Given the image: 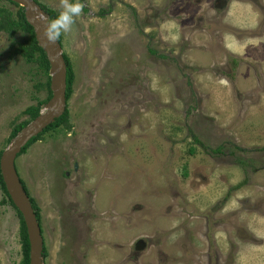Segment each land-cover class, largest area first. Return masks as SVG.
<instances>
[{
	"label": "rangeland",
	"instance_id": "obj_1",
	"mask_svg": "<svg viewBox=\"0 0 264 264\" xmlns=\"http://www.w3.org/2000/svg\"><path fill=\"white\" fill-rule=\"evenodd\" d=\"M80 2L69 128L15 160L44 264H264V0ZM27 35L0 32L1 152L49 95L14 54ZM22 232L0 188V264H22Z\"/></svg>",
	"mask_w": 264,
	"mask_h": 264
},
{
	"label": "water",
	"instance_id": "obj_2",
	"mask_svg": "<svg viewBox=\"0 0 264 264\" xmlns=\"http://www.w3.org/2000/svg\"><path fill=\"white\" fill-rule=\"evenodd\" d=\"M24 10V18L33 29L37 45L45 53L49 64L51 98L45 104V111L38 113L35 119L20 130L2 152L0 157V174L7 194L15 208L22 216L28 243L29 264H43V239L41 227L24 190L15 167V160L21 150L34 137L51 125L66 109V64L60 43L46 45L42 41L43 21L48 15L34 0H10ZM34 17L36 19H34Z\"/></svg>",
	"mask_w": 264,
	"mask_h": 264
},
{
	"label": "trees",
	"instance_id": "obj_3",
	"mask_svg": "<svg viewBox=\"0 0 264 264\" xmlns=\"http://www.w3.org/2000/svg\"><path fill=\"white\" fill-rule=\"evenodd\" d=\"M6 1L12 3L13 5H16L15 3L11 2L10 0H6ZM34 1L36 2V0H34ZM36 3L48 15V17H49L48 21L55 19L59 15L58 13L53 11L52 9L47 8L38 2H36ZM16 6L19 8L17 10L16 16H14L12 13H10V11H8L6 8H0V32L7 33L9 35H14L16 32L21 31V32L28 34L27 38L24 41L15 45L14 54L21 56L28 63H38L39 66L42 69H44V71L48 75L49 64H48V61L46 59L45 53L37 45L33 29L27 24V22L24 18L23 8H21L18 5H16ZM83 10H86V9L84 8ZM100 13L102 15L103 10H101ZM57 41L61 44L60 38ZM151 53H154V52L151 51ZM63 57H64L65 64H66V94H65V97H66V103H67V101L70 98V95L72 93L71 84H72V77L73 76H72V71L70 68L69 59L67 58V56L65 54H63ZM50 81H51V78H50V76H48L47 88H48L49 95H48V98L43 103H41L40 105L46 103L52 96V93L50 91ZM40 105L38 107H30L24 111V115L28 116L30 118V120L17 124L12 130L10 139H12L20 130H22L29 123V121H32L33 119L36 118V116L39 113L38 111H39ZM67 111L68 110L66 107L65 111L62 112L60 117H58L51 125H49L47 128H45L38 136L32 138L27 143V145L21 150V152L19 153L18 156L24 154L26 152V150L29 148V146H31L32 144L39 141L41 136L45 132L52 130V129H55V128H58L60 126H63L66 129L69 128ZM216 151H218V150H216ZM193 152H194V149L190 148L189 153H193ZM1 155H2V152L0 151V157H1ZM21 183H22L24 190L26 191V188L24 187L22 181H21ZM242 184L243 183H240L239 185H237V187L241 186ZM0 188L3 192V194L5 195V198L7 199V201L11 204L12 207L15 208V206L13 205L12 201L10 200V198L7 194V191H6L5 185L3 183L1 174H0ZM26 193H27V191H26ZM29 200H30V203H31L32 208L34 210V213L36 215L37 221L39 222V210H38L37 206L33 203L32 199L30 197H29ZM15 210L17 211V214L21 219V225H22V231H23L21 234V238H22L21 239V242H22V245H21L22 246V264H29V243H28L26 228H25L21 214L19 213V211L16 208H15ZM42 257H43V259L46 257V252H45L44 248H43V252H42ZM43 264H44V262H43Z\"/></svg>",
	"mask_w": 264,
	"mask_h": 264
},
{
	"label": "clouds",
	"instance_id": "obj_4",
	"mask_svg": "<svg viewBox=\"0 0 264 264\" xmlns=\"http://www.w3.org/2000/svg\"><path fill=\"white\" fill-rule=\"evenodd\" d=\"M60 5L62 11H60L55 19L47 21V18H45L43 21L44 28L41 35L42 41L46 45L55 44L62 34L70 32L75 23L74 18L79 17L85 7L80 0H75V2H70V0H60ZM34 19L36 18L34 17Z\"/></svg>",
	"mask_w": 264,
	"mask_h": 264
}]
</instances>
